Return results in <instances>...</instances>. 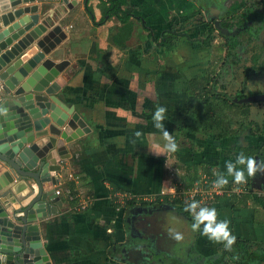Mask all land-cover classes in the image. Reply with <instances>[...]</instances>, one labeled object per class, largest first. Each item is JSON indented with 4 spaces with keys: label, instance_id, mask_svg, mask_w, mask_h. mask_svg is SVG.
Masks as SVG:
<instances>
[{
    "label": "crops",
    "instance_id": "obj_1",
    "mask_svg": "<svg viewBox=\"0 0 264 264\" xmlns=\"http://www.w3.org/2000/svg\"><path fill=\"white\" fill-rule=\"evenodd\" d=\"M248 1L129 0L124 7L132 14L133 29L124 40L125 44L122 39L118 42L113 39L122 22L115 16L103 18L102 2L70 0L66 9L60 7L62 0L33 2L39 4V21L47 19L48 27L59 22L66 32L63 40L46 56L56 61L68 59L64 70L54 78L53 82L58 84L56 94L83 118L89 128L58 148V152L65 155L60 161L61 169L56 172L59 183L54 185L56 189H62L59 194L61 203L58 212L39 222L42 241L53 264H133L120 249L130 230L136 240L151 248L152 237L159 241L166 234L170 235L159 228L161 221L165 220L160 219L159 213L168 210L169 214L172 211L169 216L171 221L177 218L182 222V217L186 216L188 220L184 219V225L193 223L194 220L171 204L158 207L163 203L166 205L165 194L173 197L176 190L182 192L187 189L183 181L184 166L204 161L226 173L225 162L234 159L241 152V147H256L263 142L264 135L259 136L257 124L264 127V119H253L252 110L257 107L256 104L249 105L251 102H237L245 103L237 112L238 121L242 124L235 127L234 121L232 129L228 128L223 136L218 135V128L194 131L186 126V123H191L189 110L194 106L188 97L190 79L200 76L215 78L212 85L216 84L217 91L225 92L234 101L239 90L244 92L242 97L247 96L245 91L251 84L252 88L256 86L259 90L252 94L264 92V77L246 75L244 71L245 66L253 65L255 68L260 63L255 45L252 53L248 51L250 41L235 40L237 43L233 50L228 48V54L236 57L230 58L227 66L222 61L227 55V43H224L223 36L228 34L214 25L211 45L199 41L207 35L208 28L213 22L215 24L216 19L224 28L227 24L237 25L244 19H251V13L247 12ZM238 2L245 3L232 13L231 9ZM25 4L28 3L21 5ZM256 4L264 9L258 0ZM53 7H56L55 10ZM254 11L257 12L256 9ZM259 12L262 13V10L259 9ZM144 21L156 36L171 27H181L175 46L157 45L147 35L149 31L143 28ZM240 31L239 28L237 34L227 37L237 36ZM239 52H244V56L241 57ZM240 57L251 62L242 64V87L230 93L227 84L238 80ZM230 103L226 100L217 102V111ZM256 103L264 106V101ZM157 106L167 109L164 124L179 143L177 152L166 151L160 131L153 126L152 116ZM222 113L224 120L230 119L229 112L225 110ZM254 114L260 113L256 110ZM23 119L27 121L26 127L31 124L26 113ZM251 124L255 128H251ZM137 132L141 133L139 137ZM35 140L40 145L43 143L41 137ZM149 146L164 154L157 155ZM172 168L177 169V178V171L172 173ZM69 173L74 178L69 177ZM66 181H74L75 192L88 202L85 209H78L77 202L69 199L65 191ZM248 181L250 177L242 185L244 188L249 187ZM250 187L259 195H262L259 193L261 189L264 191L263 187ZM116 192L130 194L147 203L116 206ZM159 195L162 203L156 201ZM149 205L158 209L147 212ZM138 206L147 210L134 213L132 208ZM211 207L218 210V219L231 222L230 228L237 237L252 242L264 241V206L260 203L249 199L246 205L234 207L231 196L226 193L217 198ZM129 213L139 214L140 217L133 228L127 226L126 216ZM195 246L207 255L215 253L220 244L210 241L198 231ZM165 253L161 250L159 254L164 256ZM167 254L170 255L169 252Z\"/></svg>",
    "mask_w": 264,
    "mask_h": 264
},
{
    "label": "water",
    "instance_id": "obj_2",
    "mask_svg": "<svg viewBox=\"0 0 264 264\" xmlns=\"http://www.w3.org/2000/svg\"><path fill=\"white\" fill-rule=\"evenodd\" d=\"M35 1L0 0V264H53L39 222L58 212L61 203L54 185L65 155L58 148L89 130L57 97L58 84L53 81L69 61L46 55L66 32L59 22L48 27L47 19L39 21ZM62 1L60 7L66 9L70 0ZM215 26L229 35L238 32L221 26L219 19ZM235 101H264V92ZM25 113L31 123L27 127ZM40 137L41 145L35 140Z\"/></svg>",
    "mask_w": 264,
    "mask_h": 264
},
{
    "label": "trees",
    "instance_id": "obj_3",
    "mask_svg": "<svg viewBox=\"0 0 264 264\" xmlns=\"http://www.w3.org/2000/svg\"><path fill=\"white\" fill-rule=\"evenodd\" d=\"M128 3L129 0H103L101 3L103 18L106 16H115L122 22V26L119 28L117 33L113 35V39L117 42L122 39L123 44H125L124 40L126 41V39L131 35V31L133 29V20L131 19L132 14L128 12L124 7ZM244 3L245 2L235 3L233 8L231 9V12H237L241 7H243ZM140 19L143 20V17L140 16ZM143 28L149 31L147 35L149 37H152L153 40L159 46L174 47L176 44L175 39H177L178 35L180 34L178 33L177 27H172L171 29L164 30L160 35L156 36L153 33L151 27L147 25L145 21L143 23ZM174 30H176L177 32H175ZM213 39L214 27L210 26L208 28L207 35L204 38H199V41L202 42L204 45L208 46L211 45ZM236 43L237 41L232 40V47H234ZM252 68H254L253 65L246 67L245 70L249 71ZM214 80L215 78H207L205 76H200L190 79L188 81V97L189 100L193 102L194 106H191L189 110L191 123H186V126H188L194 131H200L201 129L203 131H210L214 128L215 130H218L217 128H220L218 135L223 136L225 135V133H227V130H229L230 128L232 129V123L230 125L225 123L226 120H224V118L222 117V114L224 113L217 111L218 108L216 103H220L222 100L230 101L233 106H242L245 103H237L232 97H229L225 92L223 93V91H217L216 84L215 86L212 85V81ZM243 95V90H239V92L236 93V97L238 98L242 97ZM220 124H224V126ZM219 125L220 127H218ZM257 126L259 132L263 131L261 124H257ZM240 149L245 154L252 156L257 155L258 157L264 158V140L259 146H247L241 147ZM184 167L185 175L183 176V181L185 183L184 186H186L187 188L193 186L195 182L203 183V181L205 180L207 181L204 184L205 187L211 185L216 179V176L213 175V169H216L217 172L224 173L223 169L204 161L196 164L193 163ZM201 172L205 175L204 178H202ZM241 186L242 185L235 184L233 182V179H229V184L224 187L225 190L229 191V195L232 199V205L234 207L240 206L241 204L246 205L249 199H252L253 201H256L257 203H260L264 206V195H259L254 192L250 187V183L249 187L247 186L241 191L233 190V188H239ZM65 187L70 188L73 193L75 192L74 181H66ZM161 195H159L156 201L161 202ZM220 197L221 196H217L218 199ZM72 201L73 203L76 202L75 199H73ZM164 201L166 203L172 204L177 209L183 211L189 216V218L193 220L192 214L190 212L185 211V206L191 202L184 201V199H182L180 195L172 197L169 194L164 195ZM137 202L147 203L144 200L132 196L131 198H127L123 204L129 206ZM115 204L116 206L123 205L119 202ZM251 248L252 241L242 237H237L236 243L233 245L232 251L226 250L223 245H221L219 247V251L211 255H204L198 251V256L195 261L188 259V261L177 262L175 261V258L173 259V261L174 264H254L253 262L255 261V259H259L261 261L264 260V255L261 257H257L256 255L259 252H257L256 250H252ZM199 259H201L202 262L198 263Z\"/></svg>",
    "mask_w": 264,
    "mask_h": 264
},
{
    "label": "clouds",
    "instance_id": "obj_4",
    "mask_svg": "<svg viewBox=\"0 0 264 264\" xmlns=\"http://www.w3.org/2000/svg\"><path fill=\"white\" fill-rule=\"evenodd\" d=\"M166 113V107L157 106L152 116L153 126L160 131L161 137L165 141L164 148L166 151L174 153L179 151V143L165 127ZM136 135L139 137L141 133L137 132ZM150 149L157 155L164 154L152 147ZM225 168L226 173L217 172L216 169H213V175L216 176L213 186L216 189L226 187L229 184L228 177H232L233 182L237 185L246 184L248 177H254L257 172L264 173V160L258 163L254 156L246 155L241 151L234 159L225 162ZM185 211L192 214L193 231H200L201 235L206 236L210 241L222 244L226 250L232 251L237 237L230 228L231 222L229 220L218 219L219 213L215 207L201 206L200 202L192 201L185 206ZM201 225H203L202 229ZM169 234L176 241H183L184 239V235L180 231L169 229Z\"/></svg>",
    "mask_w": 264,
    "mask_h": 264
},
{
    "label": "rangeland",
    "instance_id": "obj_5",
    "mask_svg": "<svg viewBox=\"0 0 264 264\" xmlns=\"http://www.w3.org/2000/svg\"><path fill=\"white\" fill-rule=\"evenodd\" d=\"M258 1H259V4H262L263 5V8H264V0H258ZM246 36L247 35H244L243 37H240V39L241 40H243V39L247 40L246 39ZM253 46L254 45H252V43L249 44L248 51L251 50L250 53H252L253 48L256 47V46H254V47ZM243 53L244 52L240 53L241 54V57L244 56ZM248 55H250V54H248ZM237 57H239V56L237 55ZM241 57H240L241 60H239L241 63L238 64V70H237L238 80H236V81L234 80V82L232 84H227L228 91L230 93H234L236 91V88L237 87H241V81L243 79V71H242V68L243 67H242V64L244 62L245 63H250L251 62L250 59H248V60L245 61ZM252 85L253 84H251L250 86L248 85V90L245 91L246 95H249V94L251 95L253 92L259 91L258 90V87L255 88L256 87L255 86L254 88H252L251 87ZM249 103L250 102H246V104H249ZM253 104H256L255 106L257 107V109L255 108V110L254 109L252 110L253 117H254L253 119H255V117H256L257 119H259V120L262 121L264 119V111H263L264 110V106H259V105H257L256 102H251L249 105H253ZM233 108H235V112H232ZM225 110L227 112H229V114H230V119H227L226 120V123L228 125H230L232 123V125H233V123L235 121L234 126L235 127L240 126L241 124L239 123V121H238L239 118L237 117V112H239L240 110H242L240 108V106H233L230 103V104H228L226 106V108H222L220 110V112L221 113L222 112H225ZM256 110L260 113L259 115L254 114V112L256 113ZM231 114H233V115H231ZM250 118H252V117H250ZM220 125H222V124H220ZM220 125L218 127H220ZM222 126H224V124ZM251 128H255V125L254 124H251ZM218 129H220V128H218ZM262 129H263V131H260L258 133L260 137H262L264 135V127H262ZM240 141H242V140H240ZM240 141H238V142H240ZM258 141H261V139H258ZM173 169L174 168H172V170H171L172 173H174L173 171H175V170L177 171V169H174V170ZM182 172L184 174L185 171L182 170ZM175 173H176V176L175 177L177 178L178 177V171L175 172ZM201 176H205V175L202 174V172H201ZM177 181H180V179H177ZM263 181H264V179H263ZM260 185H262L260 182H256V183H253L252 187L259 188L258 186H260ZM179 188H181V187H179ZM259 193H261L262 195H264V191L262 189L260 190ZM170 212H172V211H169V214H168V210H165L164 212L159 213L160 219L161 220L165 219V220L161 221V224H160V227L159 228H161V231H164V232H166V231L169 232V229L182 232L183 235H184L183 241H176V240H174L172 238L171 235H167L166 234L164 237L159 238L158 239L159 241H156L155 238L152 237L151 242H153V244H151V246L153 248H156L157 250H160V251L161 250H164L167 253L169 252V254L170 255H174V257H176L177 260H181L182 259L184 261H188V259L190 260L191 257H194V256H197L198 255V251L199 250L195 246V241H196V239L198 237V231H193L192 230V225H193L194 221H193V223L187 222L188 225H184V222H185L184 219H187V217L185 215H184L185 217H182V220H181L182 222H180V220H178L177 218H176V220H172L171 221L169 219L170 218L169 217L170 216ZM179 214H182L183 215L184 213L183 212H179ZM165 215H167L168 217L165 218ZM172 222H174V225L172 224ZM221 245L222 244H220V246ZM251 249L252 250H256L257 252H259L256 255L257 257L263 256L264 255V241H257V242L256 241H253L252 242V248ZM217 251H219V247L217 248L216 252ZM212 254H214V253H212ZM204 255H206V254H204ZM207 255H211V254H207ZM125 256L127 257V259L133 261V264H151L150 261L148 262V259L146 258L145 255H143L141 258H138V260H134V258L130 257L131 254L128 253V252L125 253ZM199 262H202L201 259H199ZM253 263L254 264H264V260L261 261L259 259H255V261Z\"/></svg>",
    "mask_w": 264,
    "mask_h": 264
},
{
    "label": "flooded vegetation",
    "instance_id": "obj_6",
    "mask_svg": "<svg viewBox=\"0 0 264 264\" xmlns=\"http://www.w3.org/2000/svg\"><path fill=\"white\" fill-rule=\"evenodd\" d=\"M247 7L250 9H247V12H250L252 15L251 19H244L242 23L238 22L237 25L236 24H232L229 25L227 24L225 26V28L229 29V30H234V29H241V31L238 33L237 36H223L224 39V43H227V48H226V52L227 55L226 57L223 59L222 63L223 65L228 63V60L234 59V55L232 54H228V48L233 50L234 47H232V40H241L240 37H243L244 35H247L246 38L248 41H250V43H252L253 45L256 46L257 50L255 49L256 52H259V56H260V63H258L255 68L250 69L249 71H246L244 67V71L246 75L251 74V76H262L264 77V29L261 30L262 28H264V9H262L261 7L257 6L256 4V0H249ZM254 9L257 10V12L254 11ZM259 9L262 10V13L259 12ZM246 14L243 16L245 17ZM243 19V18H242ZM242 19L240 21H242ZM240 23V24H239ZM214 22L210 25V26H214ZM172 28V27H171ZM170 29V28H169ZM178 29V33L180 32V29H182L181 27H177ZM175 32H177L176 30H174ZM263 31V32H262ZM244 40V39H243ZM241 40V41H243ZM248 67V66H247ZM262 74V75H261ZM247 84V82L245 83V85ZM242 87V85H241ZM257 156V155H254ZM264 160V158L259 157L258 158V163ZM264 173H260L257 172L256 175L254 177H250V181H248L250 183V185H253V183L256 182H260L262 185H260L261 187L264 186ZM164 204V203H163ZM166 205H170L169 203H166ZM172 205V204H171ZM160 205H158L159 207ZM149 205L148 207V211L147 212H151L153 211L155 208L158 209V207H152ZM162 208V207H161ZM160 208V209H161ZM147 209H143V208H132V211L137 212H144ZM140 214V213H139ZM138 214V215H139ZM138 215L133 214L131 218H127L128 220H130L129 225L131 228H133V224L135 223H139L137 220L140 219V217H138ZM138 218V219H137ZM142 224V222L140 223ZM129 237L127 238V240L125 242H123L122 246L120 247V249L122 250V252L124 251V254L126 252L130 253L132 258H134V260H138V258H141L143 255L146 256V258L148 259V262L150 261L151 264H174V257H171L170 255H168L167 253L163 255L159 254L161 251L157 250L156 248H148L147 244L144 242H139L138 240L135 239L134 235H133V231L130 230L129 232ZM133 239V240H132ZM130 250V251H129ZM198 256V255H197ZM197 256L191 257L190 260L195 261L197 259ZM173 261V262H172ZM175 261L178 262V260L175 259ZM184 261V260H179ZM199 263V261H198Z\"/></svg>",
    "mask_w": 264,
    "mask_h": 264
},
{
    "label": "built area",
    "instance_id": "obj_7",
    "mask_svg": "<svg viewBox=\"0 0 264 264\" xmlns=\"http://www.w3.org/2000/svg\"><path fill=\"white\" fill-rule=\"evenodd\" d=\"M97 2H102L103 0H96ZM69 177H73L72 173H69ZM207 181H203V183L195 182V184L182 192H177L173 194V196H183L186 202L198 201L201 206H211L213 202L217 199V196H221L223 194L228 193L229 191L225 190V188L216 189L213 186V183L208 187H205V183ZM244 187L241 186L239 188H233L234 191H241ZM65 191L68 193V197L70 200H76V207L78 209H85L88 206V202L84 200L83 197L80 196L79 192H72L70 188H66ZM57 194L62 192L61 188L56 189ZM179 193V194H178ZM132 195L122 192H116V201L120 204H123L127 198H131Z\"/></svg>",
    "mask_w": 264,
    "mask_h": 264
}]
</instances>
